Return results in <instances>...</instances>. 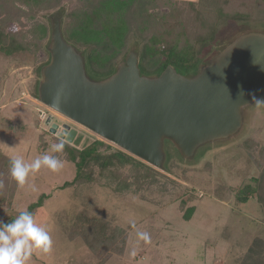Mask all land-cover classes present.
Instances as JSON below:
<instances>
[{"label":"rangeland","instance_id":"rangeland-1","mask_svg":"<svg viewBox=\"0 0 264 264\" xmlns=\"http://www.w3.org/2000/svg\"><path fill=\"white\" fill-rule=\"evenodd\" d=\"M83 1L54 0L32 18L27 6L0 0V24L16 42L28 45L11 52L0 50V221L9 222L44 194L42 205L31 213L52 238L51 251L34 253L27 264H248V258L256 260L259 255L264 264V206L255 194L246 202L237 199L239 190L255 184L253 178L264 167V106L258 107L257 100L242 107L235 133L206 141L191 156L163 138V164L153 166L159 172L153 179L134 184L128 166L94 167L90 181L61 188L73 180L76 167L65 150L53 153V144L62 139L81 149L99 139L111 150L121 149L39 99L44 77L37 67L47 60L43 52L51 44L52 25L58 19L62 30L67 13L83 6ZM231 2L240 4L236 8L249 4V9L257 3ZM139 6H132L133 11L125 15L130 50L142 43L131 33L142 15L143 4ZM39 24L48 30L42 41L38 40ZM250 33L264 35V19H230L203 51V60L234 50ZM34 40L39 42L38 51ZM45 154L61 160L62 169L52 172L42 167L29 175L23 187L18 186L10 175V157L19 155L31 163ZM123 178L131 183L128 189L117 188ZM188 206L195 210L184 220ZM87 219L105 223L107 245L91 248L82 229ZM145 232L148 242L139 237ZM256 244H261L260 251ZM253 248L257 253L250 252Z\"/></svg>","mask_w":264,"mask_h":264},{"label":"water","instance_id":"water-1","mask_svg":"<svg viewBox=\"0 0 264 264\" xmlns=\"http://www.w3.org/2000/svg\"><path fill=\"white\" fill-rule=\"evenodd\" d=\"M50 62L42 69L39 99L132 156L154 167L164 159L163 138L191 156L195 149L235 133L242 107L264 102V35L243 36L234 50L214 58L192 78L172 66L154 78L140 75L130 51L102 81L85 74L84 58L52 25Z\"/></svg>","mask_w":264,"mask_h":264},{"label":"trees","instance_id":"trees-1","mask_svg":"<svg viewBox=\"0 0 264 264\" xmlns=\"http://www.w3.org/2000/svg\"><path fill=\"white\" fill-rule=\"evenodd\" d=\"M17 1L34 13L38 9L47 8L54 0H10ZM248 0H244V3ZM256 6L249 9L247 4L236 8L238 3L231 0H84L83 6L67 13L68 20L61 30L63 38L78 51L80 47L84 58L86 76L92 81H102L113 75L130 51L138 55V68L141 76L158 77L167 66L180 75L192 78L199 74L204 66L212 59L203 60V51L216 41L218 31L227 25L230 19H264V0H256ZM46 4V5H45ZM143 4L142 15L137 18L138 26L131 33L142 40L141 46L130 50L128 44L129 25L126 14L132 12V6ZM33 5H35L33 9ZM45 5V6H42ZM185 5V7H184ZM240 6V4L238 5ZM32 10H31V9ZM162 9V10H161ZM139 14V12H137ZM189 19L190 25H187ZM40 36L38 40L46 38V26L38 25ZM0 24V50L11 52L14 48H27L21 42H16L13 35L5 31ZM28 43V42H27ZM34 50H40L39 42L33 41ZM47 60L37 69H42L50 62L49 47L43 52ZM121 62L119 63V61ZM251 143V142H250ZM103 140H93L81 149L65 143L64 150L68 159L76 167V174L70 182H65L61 188L92 179V169L123 168L128 166L134 177L133 183L138 184L155 178L159 173L153 166L135 158L127 152L117 149ZM255 184H246L237 196L238 201L246 202L250 195L255 194L264 206V167L259 177L253 178ZM131 183L126 178L117 181L118 189H128ZM44 194L36 202L28 206L31 212L42 205ZM186 201L183 200V204ZM195 210L188 206L183 214L184 220H189ZM14 218H10L9 222ZM6 223V222H5ZM84 230L91 248L96 250L100 245H107L110 241L106 234L103 221L87 219ZM261 244H256L260 251ZM257 253L254 248L250 251ZM260 255L256 260L248 258V264H262Z\"/></svg>","mask_w":264,"mask_h":264},{"label":"clouds","instance_id":"clouds-1","mask_svg":"<svg viewBox=\"0 0 264 264\" xmlns=\"http://www.w3.org/2000/svg\"><path fill=\"white\" fill-rule=\"evenodd\" d=\"M257 106L264 102L257 100ZM65 141L60 140L51 146L53 153L63 152ZM42 167L52 172L62 169L63 163L56 156L43 155L31 163H26L22 156L10 157V175L18 186L23 187L30 174H35ZM140 239L148 242V233H139ZM52 238L49 231L38 224L27 209L19 212L11 222L0 221V264H27L34 253L51 251Z\"/></svg>","mask_w":264,"mask_h":264}]
</instances>
